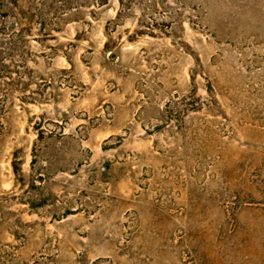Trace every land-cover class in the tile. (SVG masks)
<instances>
[{"label": "rangeland", "instance_id": "rangeland-1", "mask_svg": "<svg viewBox=\"0 0 264 264\" xmlns=\"http://www.w3.org/2000/svg\"><path fill=\"white\" fill-rule=\"evenodd\" d=\"M0 264H264V0H0Z\"/></svg>", "mask_w": 264, "mask_h": 264}]
</instances>
